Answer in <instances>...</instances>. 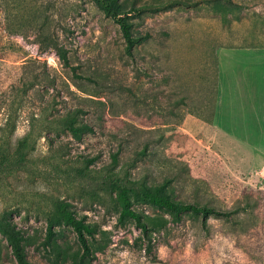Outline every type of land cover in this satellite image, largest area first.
<instances>
[{"label":"rangeland","instance_id":"obj_1","mask_svg":"<svg viewBox=\"0 0 264 264\" xmlns=\"http://www.w3.org/2000/svg\"><path fill=\"white\" fill-rule=\"evenodd\" d=\"M168 1L0 0V55L33 74L47 71L56 78L57 90L35 84V104L43 93L55 98L60 110L81 107L93 128L81 140L70 134L40 137L22 166L0 170V264H17L5 222L28 235L24 246L31 264H75L81 251L60 210L95 230L87 238L94 249L104 250L94 253L92 264H241L252 257L264 263V249L258 252L245 237L234 235L232 220L209 218L219 231L208 239L198 220L186 216L174 222L162 208L132 202L133 208L166 221L148 242L132 218L119 220L121 203L100 176L112 151L121 149L125 160L149 143L151 154L129 168L127 177L159 184L172 177L164 186L171 199L226 209L247 187L264 192V159H252L250 147L230 158L212 141V121L204 120L214 102L215 50L236 43L233 35L245 36L244 19L254 6L262 14L264 0ZM106 5L137 38L133 55ZM144 5L154 7L133 13ZM234 6L241 13L236 29L227 17ZM54 45L65 50L67 66ZM30 110L22 112L12 143L28 131ZM48 218L55 220L50 236ZM245 246L252 249L245 253Z\"/></svg>","mask_w":264,"mask_h":264},{"label":"trees","instance_id":"obj_2","mask_svg":"<svg viewBox=\"0 0 264 264\" xmlns=\"http://www.w3.org/2000/svg\"><path fill=\"white\" fill-rule=\"evenodd\" d=\"M180 0H170V4ZM160 5H157V7ZM112 12L123 30V36L126 43V50L130 55L134 54L137 38L131 33L130 26L123 18L113 13L110 5L105 6ZM154 6L144 5L139 8H133V13H139L143 9H153ZM58 57L65 66L68 65L65 50L54 45ZM36 83H42L53 89H58L55 76L49 75L44 71L41 74H33L26 69L25 64H13L0 55V170L13 171L23 165L26 155L34 149L38 138L52 134L55 136L70 134L76 140H81L84 133L92 132V126L83 119L84 109L78 106L64 107L60 110L57 100L46 99L41 93V100L35 104V98L31 91ZM217 94V74L215 82V95L211 116L205 118L211 122L214 115L215 99ZM31 108L28 116V131L15 143H12L19 118L22 112ZM49 138V137H48ZM50 143L52 138H49ZM149 143L143 144L133 150L132 155L122 160V150L116 149L110 153V162L100 174L107 180L108 185L115 190V195L121 203L119 211V220L124 216L133 219L135 225L139 228L144 238L150 241L152 232L161 231L166 227V221L160 219L157 215H150L143 210L133 208L132 202L142 205H154L164 209L172 216L174 222H180L184 217L189 216L198 220L199 228L208 239L216 238L219 231L209 224V218L218 219L224 222H232L233 234L242 235L245 241L254 244V249L258 252L264 249V192L256 191L249 187L243 189L242 196L230 208H220L208 203L198 201H181L171 199L164 195V186H169L172 177L165 178L162 184L156 180H147L146 178H134L129 180L127 171L136 165L137 161H142L151 154ZM86 162H92V159H86ZM118 167L115 171L114 168ZM162 185V186H160ZM65 222L70 224L75 233L80 248V253L75 256V264H92V257L96 251H103L104 248L98 246L92 247V243L87 236L93 237L95 230L92 226L82 219L76 218L73 214L65 210H60ZM57 219L56 217L54 218ZM54 220V221H55ZM51 218H48L47 236L51 235ZM4 233L10 245L12 254L17 264H31L25 252L24 242L28 240L20 228L12 226L5 222ZM150 244H147V246ZM251 248V247H249ZM249 248L245 246V253ZM252 249V248H251ZM150 250V247L147 248ZM254 258L251 263L243 261L241 264H264L260 258Z\"/></svg>","mask_w":264,"mask_h":264},{"label":"crops","instance_id":"obj_3","mask_svg":"<svg viewBox=\"0 0 264 264\" xmlns=\"http://www.w3.org/2000/svg\"><path fill=\"white\" fill-rule=\"evenodd\" d=\"M238 10L234 6L227 12L233 29L241 16ZM260 13L254 6L244 19L249 26L245 36L233 35L236 43L215 50L217 94L211 138L230 158L250 147L252 159H264V11Z\"/></svg>","mask_w":264,"mask_h":264},{"label":"built area","instance_id":"obj_4","mask_svg":"<svg viewBox=\"0 0 264 264\" xmlns=\"http://www.w3.org/2000/svg\"><path fill=\"white\" fill-rule=\"evenodd\" d=\"M261 176L264 178V163H263L262 170H261Z\"/></svg>","mask_w":264,"mask_h":264}]
</instances>
